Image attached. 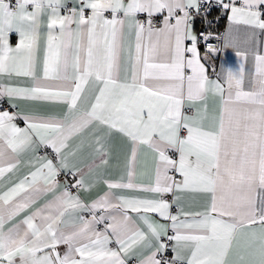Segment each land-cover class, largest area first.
<instances>
[{
  "label": "snow or ice",
  "instance_id": "snow-or-ice-1",
  "mask_svg": "<svg viewBox=\"0 0 264 264\" xmlns=\"http://www.w3.org/2000/svg\"><path fill=\"white\" fill-rule=\"evenodd\" d=\"M261 37L264 0H0V264H264Z\"/></svg>",
  "mask_w": 264,
  "mask_h": 264
},
{
  "label": "crops",
  "instance_id": "crops-1",
  "mask_svg": "<svg viewBox=\"0 0 264 264\" xmlns=\"http://www.w3.org/2000/svg\"><path fill=\"white\" fill-rule=\"evenodd\" d=\"M72 4V0H69V6H71ZM214 14H217V12H214ZM221 14V13H220ZM224 18V21L222 23V27L221 29L223 30V33L226 31L227 27H228V20L227 17L223 14H221ZM199 27V25H198ZM240 27V32L237 33L236 35L239 37V39L242 41L244 39V26H239ZM262 41H264V37L260 38ZM16 36L15 34L12 35L11 37V42L13 44V46L16 43ZM198 47L200 48L201 51V56H204L206 49L201 48V45L199 44ZM241 48H244L245 45L243 43L240 44ZM206 64V67L209 68V76L212 77L214 76V73L212 72V68L215 67L217 69V71H219L220 67L222 64H226L230 67L236 68L238 67L239 63H240V58L237 57L235 55V49L233 48H226V49H222V51H220L217 55H209L207 61H204ZM250 65V62H249ZM0 101L6 102L8 103V101L6 99H0ZM9 104V103H8ZM21 109H22V114L23 112H29V111H39L41 114H45V115H50V114H54L56 111H58V109H56L53 106H37V107H33L31 105L25 104L23 102H21ZM16 109L11 108V111H9L10 113L15 112ZM17 124L20 127H24V123L22 120H17ZM117 143H119V141L117 140ZM44 147H40L37 150V155L40 156H47L49 159L53 158V156L55 155L51 149H48L49 152H44L42 149ZM64 174L62 178L58 179L61 181V184H65V183H70L69 178L66 176V173H62ZM106 190L104 189L103 186H100V188L94 190V192L91 194L90 197H86V199L89 200V202L91 201L92 198H95V196L97 195V193H101ZM75 192V191H74ZM126 195H130V196H134V195H140L139 193H126ZM87 215V214H85ZM135 215V214H133ZM172 255V254H171Z\"/></svg>",
  "mask_w": 264,
  "mask_h": 264
},
{
  "label": "built area",
  "instance_id": "built-area-1",
  "mask_svg": "<svg viewBox=\"0 0 264 264\" xmlns=\"http://www.w3.org/2000/svg\"><path fill=\"white\" fill-rule=\"evenodd\" d=\"M206 27H207V26L204 25V24H199L198 30H204ZM208 30L211 31V32H213L214 35H221V34H223V30H222V29L214 30V29H213V26H212L210 29H208ZM208 43H211V44H212L213 46H215V47H220V46H221V41L216 40V39H212V40L208 41ZM200 45H201V48L206 49V48L204 47V44H203V43H200ZM0 110L11 111V107H10V105H9L8 103L3 102V101H0ZM42 150H43L44 152H49V150H48V149H45V148H43ZM63 175H64V174H61V176H60L59 178H62ZM66 176H67V175H66ZM67 177L69 178V181H70L69 184H71L73 178L70 177V176H67ZM73 191H75V189H73ZM166 255H167L169 258H171V252L166 253Z\"/></svg>",
  "mask_w": 264,
  "mask_h": 264
},
{
  "label": "trees",
  "instance_id": "trees-1",
  "mask_svg": "<svg viewBox=\"0 0 264 264\" xmlns=\"http://www.w3.org/2000/svg\"><path fill=\"white\" fill-rule=\"evenodd\" d=\"M214 12H217V14H214ZM217 17L219 18L218 20H216ZM209 19L216 20V23L213 24V29H214V30H219V29H221V27H222V23H223V21H224V18H223V16L220 14L219 10L214 9V10L211 12V15H210Z\"/></svg>",
  "mask_w": 264,
  "mask_h": 264
}]
</instances>
